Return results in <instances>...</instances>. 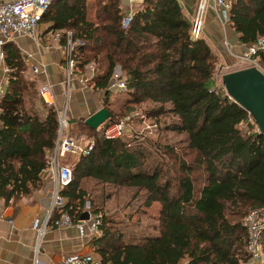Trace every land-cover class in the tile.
Here are the masks:
<instances>
[{
  "label": "trees",
  "instance_id": "obj_1",
  "mask_svg": "<svg viewBox=\"0 0 264 264\" xmlns=\"http://www.w3.org/2000/svg\"><path fill=\"white\" fill-rule=\"evenodd\" d=\"M228 26L240 44L264 37V0H229ZM119 0H95L94 20L85 0H55L42 21L52 30L72 31L78 68L95 66L94 88L110 95L116 67L126 83L125 107L151 102L153 117L168 115L167 130L184 133L185 146L165 144L152 154L139 144L107 140L102 127L80 120V130L94 135L87 157L73 166L71 183L61 190L77 221L85 203L82 178L133 187L146 193L144 204L160 205L158 235L124 242L104 228L90 240L100 264H252L247 252L245 215L264 207V134L249 113L230 99L218 75L219 57L207 40L191 39L190 21L178 0H144L127 27ZM9 78L0 100V200L7 204L43 186L45 155L58 128L53 108L38 103L34 81L11 42L3 46ZM254 57L264 68V51ZM124 107V106H123ZM103 126L125 118L112 111ZM96 208L94 212H96ZM264 264V228L259 234ZM93 257V258H94Z\"/></svg>",
  "mask_w": 264,
  "mask_h": 264
},
{
  "label": "built area",
  "instance_id": "obj_2",
  "mask_svg": "<svg viewBox=\"0 0 264 264\" xmlns=\"http://www.w3.org/2000/svg\"><path fill=\"white\" fill-rule=\"evenodd\" d=\"M55 0H0V57L4 56L3 46L17 35H32L41 22L42 15L46 9ZM132 2V0H129ZM207 5V0H196L192 5V14L190 16L189 36L193 40L200 39L204 30L203 14ZM212 8L216 17L221 23L228 20V11L230 8L229 0H212ZM133 12L129 10L121 19V24L125 28L132 20ZM40 35L37 37L40 39ZM64 39L63 47V104L57 102L52 85L42 83L38 88V94L42 103L53 108L57 113L58 128L54 146L46 152V168L43 172L50 176L51 193L49 201L45 208V217L41 220L35 217L32 221V228L37 234L38 241L41 240L46 230L53 227L73 226L80 237H96L100 232V225L103 219L101 211L96 209L90 201H85L82 214L88 213V218L74 221L66 208V201L61 195V190L68 186L73 177V169L70 163L64 161L65 155L75 158L87 157L95 147L96 140L88 135H73L70 133V124L68 120L69 104L72 95L74 83L80 82L82 85L89 86L93 83L95 66L87 64L83 71L78 68L77 47L83 45V41L76 39L72 31L54 33L53 39L56 41ZM227 45V43L225 42ZM264 51V37H259L254 43L248 44L245 51L234 56L237 60L247 61V66H256L262 72L264 68L258 63L254 55ZM44 66L32 64L33 74L42 73ZM221 69V66H219ZM219 69V70H220ZM9 72V69H5ZM109 90L125 91L126 83L121 76L120 69H114L111 80L109 81ZM3 91L0 90V99ZM127 118V117H125ZM119 119L111 121L102 127V136L107 140H116L122 138L126 131L125 120ZM242 224L246 227L248 241L246 244L247 252L251 263L258 262L260 259V248L258 246L259 234L264 228V207L254 209L248 212L243 218ZM252 263V264H253ZM36 264V263H35ZM64 264H100L90 253H73L64 260Z\"/></svg>",
  "mask_w": 264,
  "mask_h": 264
},
{
  "label": "crops",
  "instance_id": "obj_3",
  "mask_svg": "<svg viewBox=\"0 0 264 264\" xmlns=\"http://www.w3.org/2000/svg\"><path fill=\"white\" fill-rule=\"evenodd\" d=\"M119 1L122 15H124L129 10L134 12L144 0ZM178 1L190 21L192 5L196 0ZM85 2L87 18L94 20L95 0H85ZM211 5L212 0H207L203 14L205 26L201 38L207 40L219 57V64H223V60H231L236 54L245 51L247 45L238 42V35L233 32L227 22L224 24L220 22ZM58 31L62 34L65 33L63 30H52L51 23L41 20L35 34L17 35L8 41L20 51L26 64L25 74L34 81L36 89L38 90L42 83H49L52 85L56 98L59 94L61 95L63 90L62 80L64 77L62 47L64 39L61 38L59 41L53 39L54 33ZM39 35L40 39L37 38ZM223 42H226L227 45L222 46ZM32 64H42L44 71L37 75L33 74ZM5 69H9V67L4 54L3 57H0V90L3 91V94L7 88L10 74V71L6 72ZM93 83L89 86L82 85L77 81L74 83V91L71 95L73 103H70L71 107L70 104L69 107L71 119L75 123L73 126L70 125V129L71 127H80L81 119H86L101 107L100 103L104 101L102 97H104L105 91L94 88ZM99 92H101L100 95ZM76 94L79 99L73 98ZM37 104H43L40 97H38ZM44 175L45 172H42L41 176L44 177ZM48 201L49 194L44 195L42 189H37L30 195L7 204L0 200V264H64L67 256L73 253H90L94 257L90 243L93 236L80 237L73 226L49 228L38 241L37 234L32 228V221L35 217L44 219ZM95 259L97 260V258Z\"/></svg>",
  "mask_w": 264,
  "mask_h": 264
},
{
  "label": "rangeland",
  "instance_id": "obj_4",
  "mask_svg": "<svg viewBox=\"0 0 264 264\" xmlns=\"http://www.w3.org/2000/svg\"><path fill=\"white\" fill-rule=\"evenodd\" d=\"M223 45L226 46L225 42L222 43V46ZM231 60H223V64H218V69H220L219 66H221V71L228 72L247 67L248 65L247 61L237 60L236 58H231ZM116 68L119 70V67ZM218 77L220 80L221 75H218ZM73 91L74 90L72 89V93ZM100 94L101 92H99V95ZM75 97L79 99L78 94H76V96L74 95L73 98L75 99ZM71 99L72 96L70 98V103H73ZM102 99L104 100V97H102ZM126 99V91L110 90V95L105 104L103 102L100 104L101 107H105L108 111H112L118 117H121L122 115L127 117H123V120H125L126 131L121 139L126 142H131V144L134 145L140 144L145 151H149L152 156L151 159L147 160L146 164L150 162L151 165H155L159 157L154 151L158 146L168 144L175 146L177 149L185 146L187 137L184 133H178L166 129V124L170 122L168 115L158 117L150 115V110L155 106L153 103L144 102L137 105H129L128 107L132 108L131 111L127 110L125 107ZM57 100L59 104H63V97L60 94ZM70 107L68 120L69 124L73 126L75 122L71 119ZM70 133L73 135L86 134L95 138L94 135H91L82 129L80 130V127H71ZM79 159L80 157L75 158L70 155H65L64 157V161L70 163L72 168ZM42 178L43 186L38 189L44 190V195H50V176L45 173ZM79 184L85 191V201H90L96 209L102 212L104 217V228L115 233V237L119 235L124 242L136 243L143 240L145 237L158 235V215L160 205L157 202H153L151 206H146L144 204L146 196L144 190L126 186L102 184L90 177L82 178ZM101 235L102 233L100 230L96 237H100ZM258 246L261 249L259 240ZM180 264H187V260H183ZM253 264L260 263L254 262Z\"/></svg>",
  "mask_w": 264,
  "mask_h": 264
},
{
  "label": "water",
  "instance_id": "obj_5",
  "mask_svg": "<svg viewBox=\"0 0 264 264\" xmlns=\"http://www.w3.org/2000/svg\"><path fill=\"white\" fill-rule=\"evenodd\" d=\"M220 82L227 96L249 113L259 133L264 134V72L256 66H247L221 74ZM109 116L110 112L101 107L89 115L84 123L98 129ZM86 218L87 212L81 214L80 219Z\"/></svg>",
  "mask_w": 264,
  "mask_h": 264
}]
</instances>
